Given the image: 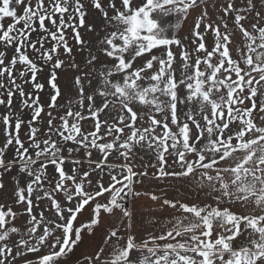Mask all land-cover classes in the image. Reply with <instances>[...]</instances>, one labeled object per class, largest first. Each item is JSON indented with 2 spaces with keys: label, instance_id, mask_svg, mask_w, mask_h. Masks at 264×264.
<instances>
[{
  "label": "snow or ice",
  "instance_id": "snow-or-ice-1",
  "mask_svg": "<svg viewBox=\"0 0 264 264\" xmlns=\"http://www.w3.org/2000/svg\"><path fill=\"white\" fill-rule=\"evenodd\" d=\"M77 254L264 264V0H0V264Z\"/></svg>",
  "mask_w": 264,
  "mask_h": 264
},
{
  "label": "rangeland",
  "instance_id": "rangeland-1",
  "mask_svg": "<svg viewBox=\"0 0 264 264\" xmlns=\"http://www.w3.org/2000/svg\"><path fill=\"white\" fill-rule=\"evenodd\" d=\"M81 250H84V249L82 248ZM70 264H79L78 254L71 258Z\"/></svg>",
  "mask_w": 264,
  "mask_h": 264
}]
</instances>
